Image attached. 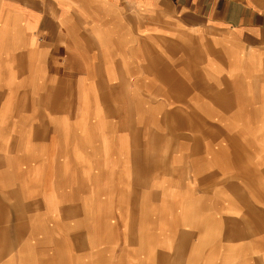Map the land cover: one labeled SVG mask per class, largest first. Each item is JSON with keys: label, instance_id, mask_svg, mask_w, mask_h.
<instances>
[{"label": "crops", "instance_id": "1", "mask_svg": "<svg viewBox=\"0 0 264 264\" xmlns=\"http://www.w3.org/2000/svg\"><path fill=\"white\" fill-rule=\"evenodd\" d=\"M0 160V264H264V0H0Z\"/></svg>", "mask_w": 264, "mask_h": 264}, {"label": "rangeland", "instance_id": "2", "mask_svg": "<svg viewBox=\"0 0 264 264\" xmlns=\"http://www.w3.org/2000/svg\"><path fill=\"white\" fill-rule=\"evenodd\" d=\"M74 165L75 163L73 164L69 162V164L64 166V168L61 170L62 180L64 182V185L67 186L64 191V196H71V193H72L71 187L74 188L73 184L79 180H81V183H84L82 180L83 178L86 177L82 169L72 168V166ZM9 202H13V199H10ZM15 203H16V213H21V214L24 213L23 208H21L22 205L19 204L18 202H15ZM71 206L72 205L70 201H65L64 216H63V223H62V227L64 231L63 233L64 241H72V242L76 241L77 242L80 240H79V235L77 233L76 234L74 233V230L76 229L75 228L73 229V225H74L73 221L75 217L77 216L78 212L74 210ZM77 224L84 228L88 227L87 208L84 209V217L81 220H78Z\"/></svg>", "mask_w": 264, "mask_h": 264}]
</instances>
